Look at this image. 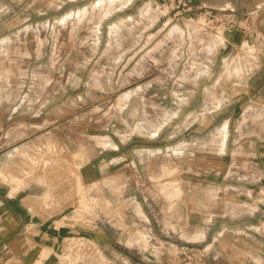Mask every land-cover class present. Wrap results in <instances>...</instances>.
I'll use <instances>...</instances> for the list:
<instances>
[{
    "label": "crops",
    "instance_id": "1",
    "mask_svg": "<svg viewBox=\"0 0 264 264\" xmlns=\"http://www.w3.org/2000/svg\"><path fill=\"white\" fill-rule=\"evenodd\" d=\"M162 1L122 3L126 11L139 3L143 18L157 14L136 34L140 42L129 41L127 30L125 42L118 43V33L104 29L114 14L106 11L96 20L94 43L87 49L109 54L112 84L122 77V70L114 69L127 67L136 57L161 54L158 66L172 73L126 80L143 88L141 115L127 113L123 120L110 110L105 117L101 110L71 106L62 92L39 99L29 94L27 102V93L0 90V264H74L84 253L76 243L90 245V257H104L108 264H182L172 254L180 243L205 248V264H264V128L227 121L213 126L210 121L204 129H191V134L205 130L208 145L222 148L221 170L209 172L219 188L221 182L236 183L237 200L225 205L221 191L207 209L199 210L196 182L185 194L188 207L179 201L177 210V114L183 108L177 109L174 86L197 85L183 93L185 100L199 101L190 115H225L241 101L246 102L238 106L242 113L264 111V0H191V10L175 14L169 7L159 10L161 4L168 6V0ZM123 15L120 20L128 22L131 14ZM202 30L214 31L208 46L189 40ZM239 53L254 63L235 61ZM229 55L234 59L226 62ZM189 61L194 71L205 68V73L184 74L178 81L177 68L187 69ZM229 64L237 71L242 65L244 77L227 76ZM153 84L156 89L149 91ZM167 84L173 87L167 89ZM205 84L245 87L222 92V102L213 105L209 99L215 91L203 94L199 85ZM219 106L222 111H215ZM87 193L109 197L116 207L108 219L98 207L86 218L79 201ZM122 201L126 205L119 217ZM138 231L140 239L134 234ZM91 258L88 264H94Z\"/></svg>",
    "mask_w": 264,
    "mask_h": 264
},
{
    "label": "rangeland",
    "instance_id": "2",
    "mask_svg": "<svg viewBox=\"0 0 264 264\" xmlns=\"http://www.w3.org/2000/svg\"><path fill=\"white\" fill-rule=\"evenodd\" d=\"M122 3L124 0H0V90L9 91L12 87L16 91L27 93L25 96L27 102L30 101L29 94H37L39 99L51 92H62L69 99L71 106L101 110L100 113H106L105 117H108L110 110L117 111L123 120L126 119L127 113L141 115L145 107V101L140 95L143 88L140 84L127 83L126 80L143 73L155 76L159 71H165L167 75L172 73L170 68L164 70L162 66H158L161 64L159 59L161 54L149 53L142 59L136 57V60L127 67L114 69L122 70V77L120 82L112 84L113 69L109 67V54H94L87 50L94 43L96 30L94 25L102 13L113 11V16L106 19L103 25L105 31L112 30V33H118L116 40L118 43L125 42L127 30L130 33L129 41L137 40L136 34L157 15L153 12L143 18L141 12L137 10L139 3L129 5L127 11L122 8ZM167 7L170 8L169 5L161 4L158 9L166 10ZM125 12L131 14L128 22L120 20ZM116 17L119 21H115ZM198 22L202 24L203 20L200 19ZM213 32L202 30L199 32V38L191 35L189 40L193 43L202 42L208 46L206 40ZM138 56L140 57L141 53ZM232 59L233 55H229L226 62ZM239 59L241 62L245 60L246 63H254V60H249L245 53L236 54L235 61ZM173 61L174 58L171 56L170 63ZM95 62H98L96 66ZM192 64L193 61H189L187 69L177 68L178 81L184 74L192 77L205 73V68H200L198 72L194 71L191 68ZM226 73L227 76L244 77L242 65L238 71L237 66L227 68ZM165 86L167 89L173 87L171 84ZM174 86H177V109L183 108V112L177 114V210L179 201L188 207L185 194L196 182L199 210L207 209L209 201L219 196L221 191H225V205L233 204L237 200L238 189L234 186L236 183L221 182L219 188L217 187L219 181L213 180L209 172L212 169L221 170L222 148L208 145L205 130L198 134H191L190 130L195 129L197 125L204 129L210 121H213V126H220L227 121L231 126L247 124L264 128V111L242 113L238 106L246 102L241 101L236 109H231L225 115H190L188 112L196 108L199 101L185 100L183 93L196 89L197 85L182 83ZM199 86L205 95L209 89L215 91L213 102L209 99L213 105L222 102L220 100L222 92L238 93L245 87L244 84ZM156 87L157 84L151 85L149 91L155 90ZM213 91H209V96L214 95ZM225 102L227 103V100ZM222 109L223 107L219 106L215 111ZM105 119L103 116V120ZM166 185H169L168 180ZM90 189L87 186V192L92 191V187ZM108 199L109 197L105 195L95 197L93 193H87L80 196L79 205L87 219L92 218L95 207L101 208L102 216L108 219L113 213L112 209L115 210L116 207L111 205ZM125 205L126 202L123 201L118 204L119 217L120 210L125 208ZM122 227L125 228L124 223ZM140 232L134 233L139 235V239L142 236Z\"/></svg>",
    "mask_w": 264,
    "mask_h": 264
},
{
    "label": "built area",
    "instance_id": "3",
    "mask_svg": "<svg viewBox=\"0 0 264 264\" xmlns=\"http://www.w3.org/2000/svg\"><path fill=\"white\" fill-rule=\"evenodd\" d=\"M168 5L170 9H175L174 14L180 9H185L189 11L192 9L193 4L191 0H168ZM201 8V6H200ZM203 17L208 15V12L203 8ZM80 248L83 249V256L79 259L77 258L73 263L74 264H84L89 262L90 256H93L94 249L88 244H77ZM173 257L180 261L182 264H205L206 250L203 247H196L188 243H180L175 246L172 251ZM85 257V259H84ZM92 259V258H91ZM94 264H108L109 261L105 259H99L97 261L91 260Z\"/></svg>",
    "mask_w": 264,
    "mask_h": 264
},
{
    "label": "bare ground",
    "instance_id": "4",
    "mask_svg": "<svg viewBox=\"0 0 264 264\" xmlns=\"http://www.w3.org/2000/svg\"><path fill=\"white\" fill-rule=\"evenodd\" d=\"M231 63H232V62H231ZM232 67H235V65L229 64L228 68L231 69ZM210 92H212V91H210Z\"/></svg>",
    "mask_w": 264,
    "mask_h": 264
}]
</instances>
